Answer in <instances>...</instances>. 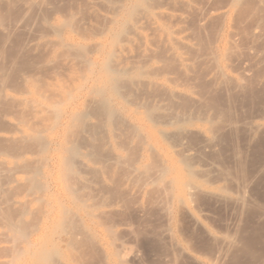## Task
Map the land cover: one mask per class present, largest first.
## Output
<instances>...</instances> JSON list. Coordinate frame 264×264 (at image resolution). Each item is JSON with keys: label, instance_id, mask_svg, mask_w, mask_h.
I'll return each mask as SVG.
<instances>
[{"label": "rangeland", "instance_id": "rangeland-1", "mask_svg": "<svg viewBox=\"0 0 264 264\" xmlns=\"http://www.w3.org/2000/svg\"><path fill=\"white\" fill-rule=\"evenodd\" d=\"M0 264H264V0H0Z\"/></svg>", "mask_w": 264, "mask_h": 264}]
</instances>
